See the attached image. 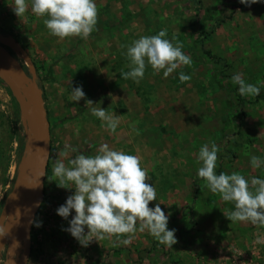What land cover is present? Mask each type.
I'll list each match as a JSON object with an SVG mask.
<instances>
[{
	"label": "rangeland",
	"instance_id": "374dc122",
	"mask_svg": "<svg viewBox=\"0 0 264 264\" xmlns=\"http://www.w3.org/2000/svg\"><path fill=\"white\" fill-rule=\"evenodd\" d=\"M116 1L123 14L113 16L117 29L114 34L110 30L102 33L106 41L120 42L119 53L126 59L119 63L116 57L111 63L109 58L110 74L116 76L112 81L67 75L71 68L79 70L83 62L87 73L95 66L85 60V54L92 51L95 41L91 37L97 32L86 39L71 36L63 43L39 48L37 41L41 40L31 38L30 31L28 36L19 29L7 31L17 18L11 7H7L9 11L0 7V38L16 40L31 59L50 124L44 200L32 227L29 264H264V225L228 218L235 211V202L224 201L197 175L202 166L199 149L208 143L219 149L216 174L237 172L249 181L252 177L264 179V166L253 168L250 163L252 155L264 157V2ZM162 29H167L166 38L182 45L192 63L180 65L168 77H164V70L146 65L139 83L124 79L122 73L130 70L126 46ZM203 33L207 36L202 46L199 40ZM1 45L13 68L29 76L19 48ZM205 51L220 63L215 65ZM105 67H100L101 71ZM180 72L191 79L181 82ZM236 73L247 83L261 86L260 94L241 95L239 85L232 80ZM73 75L78 77L79 72ZM77 86L85 93L78 102L73 101L71 91ZM94 107L120 117L115 132L102 126L92 114ZM25 143L18 104L0 80V226L6 230L17 215L6 207L13 196L21 194L18 179L21 170L25 171ZM102 144L140 158L151 177L146 183L156 188V200L149 207L159 203L169 217L168 229H175L177 242L172 247L159 243L147 229L140 231V221L133 233L96 237L86 247L64 230L75 212L65 219L56 210L75 189L66 188L74 186L71 182L58 186L59 177L53 174L55 161L70 166L68 161L76 155H96ZM193 181L199 184L197 194ZM8 233L0 237V259L7 256ZM124 239L129 243H120Z\"/></svg>",
	"mask_w": 264,
	"mask_h": 264
},
{
	"label": "clouds",
	"instance_id": "9594fccd",
	"mask_svg": "<svg viewBox=\"0 0 264 264\" xmlns=\"http://www.w3.org/2000/svg\"><path fill=\"white\" fill-rule=\"evenodd\" d=\"M30 2L34 14L48 17L44 23L53 36L61 39L80 36L86 39L95 30L98 17L96 0ZM258 2L264 0H240L245 5ZM11 6L14 14L20 17L28 10V0H14ZM167 35V29H162L156 35L141 36L127 45L126 56L130 61V70L122 73L123 78L139 83L145 75L146 65L157 71L164 70V77H168L180 65H190L192 59L183 52L182 45L179 42L174 44L166 38ZM190 79L189 75L179 73L181 82ZM232 80L239 85L241 95L258 96L261 92V86L247 83L241 73L234 74ZM71 91L73 101L85 98L82 86L72 88ZM86 103L93 104L91 100ZM92 114L102 121V126L115 132L120 119L118 115L109 114L102 107L92 108ZM71 151L77 149L72 148ZM218 151L215 144L209 146L205 143L201 146L198 160L202 166L198 168L197 175L205 179L210 191L219 193L224 201L235 202V211L228 218L264 225V179L252 177L249 181L237 172L216 174ZM250 163L253 168H261L264 166V157L252 155ZM68 164L70 166H66L62 160H56L53 166V174L60 180L58 186L65 187L67 182H71L74 186L66 188L75 189L56 211L59 216L67 219L74 210L75 215L69 221V227L64 230L82 246H88L96 237H119L121 234L133 233L137 231V221H140L139 230L147 229L159 243L172 247L177 242L175 229H168L169 217L160 204L149 207V203L156 200V188L146 183L151 177L147 169L141 166L138 156L102 144L96 155L81 153L69 160ZM8 230L0 226V237H4ZM120 243L128 244L129 240L124 239ZM15 247H18V242H14ZM13 248H8L7 256L0 259V264H14V260L9 257L10 249L11 257L15 256Z\"/></svg>",
	"mask_w": 264,
	"mask_h": 264
},
{
	"label": "water",
	"instance_id": "95a60500",
	"mask_svg": "<svg viewBox=\"0 0 264 264\" xmlns=\"http://www.w3.org/2000/svg\"><path fill=\"white\" fill-rule=\"evenodd\" d=\"M3 43L13 44L19 48L28 64L29 76L9 64L5 49L1 45ZM0 80L7 86L18 104L26 136L24 197L21 208L17 211L9 229L10 241L6 252L8 253V248H13L14 242H18V247L13 248L15 256L11 257L12 249H10L9 257L14 260V264H27L31 249L32 226L44 200L50 154V124L31 59L16 40L5 37L0 38Z\"/></svg>",
	"mask_w": 264,
	"mask_h": 264
},
{
	"label": "crops",
	"instance_id": "0c3cea01",
	"mask_svg": "<svg viewBox=\"0 0 264 264\" xmlns=\"http://www.w3.org/2000/svg\"><path fill=\"white\" fill-rule=\"evenodd\" d=\"M12 4H14V0H0V7H5V10L7 11H9L7 7H11L12 9V6H11ZM96 4L98 7V17H97V23H96L94 32H97V33H95L94 36L91 37L92 39H94L95 44L91 45L90 47L92 48V51L88 53L86 52L85 54L86 55L85 60L89 63L94 62L95 66H92L93 68L90 67L89 73H87L83 71V69H85L84 68L85 64L83 62L79 70L76 69L77 71H74L71 68L70 69L71 71L67 75H69L70 78L79 79V80L81 79L91 80L92 79V80H97V81L99 80L101 81L111 80L112 81V79H116V76H112L113 75L112 73L110 74L111 72L110 68L109 66H107V64L109 63V58H110L111 63L116 57L119 58V60L117 59L116 61H119V63H125V60H123V58L126 59V57L122 55V53H119L122 50L120 47L121 46L120 42L116 41L115 43L113 40L106 41L104 39V35L102 32L110 30V33L114 34V29L115 28L117 29V25H118L115 21L117 19H115L114 17H117V15L119 14H120L119 16L123 15L121 12L122 6H119L116 0H96ZM130 10L132 11L133 8H130ZM15 16L17 18L15 20V23L12 24L13 25L12 27L7 28V31L9 30L16 31L18 29L20 32L27 31L26 36L29 35V31H30L32 33L31 38L36 39V41L41 40V42L37 41L39 48L52 47V45H55L56 43H59V44L63 43V41L65 40L64 38L61 39L59 37H56L50 34L49 30L46 28L45 23H44V20L47 19L48 17L46 15L38 16L34 14L31 11L30 0H28V10L26 11V13L20 17H18L17 15ZM16 24L19 25L18 28ZM98 36H100V38ZM44 42L46 45L50 43L49 46L45 45L46 46L45 47L42 44ZM50 49H53V48H50ZM104 65H106V67L101 71L100 67H103ZM75 72L76 73L79 72L78 77H75L73 75ZM97 73H100V75H96ZM96 84H98L97 85L98 87L96 86L97 88H101L99 83H96ZM85 88L89 90L88 87H85ZM50 138H51V135H50Z\"/></svg>",
	"mask_w": 264,
	"mask_h": 264
},
{
	"label": "bare ground",
	"instance_id": "6f19581e",
	"mask_svg": "<svg viewBox=\"0 0 264 264\" xmlns=\"http://www.w3.org/2000/svg\"><path fill=\"white\" fill-rule=\"evenodd\" d=\"M6 55V59L7 61L9 62V64L13 67V61L10 57ZM21 168V167H20ZM23 182H25V171L24 169L21 170V173H20V176H19V179H18V186L20 184H22V190H21V194L20 196L17 195L16 197H18L16 199V197H12L11 200L9 201L6 209L9 213H16L20 208H21V205H22V202H23V197H24V187H23Z\"/></svg>",
	"mask_w": 264,
	"mask_h": 264
},
{
	"label": "trees",
	"instance_id": "16d2710c",
	"mask_svg": "<svg viewBox=\"0 0 264 264\" xmlns=\"http://www.w3.org/2000/svg\"><path fill=\"white\" fill-rule=\"evenodd\" d=\"M203 36H202V38L199 40V43L203 46V38L205 37V36H207V34L206 33H203L202 34ZM207 54V56L209 57V59H211L212 61H213V63L215 64V65H218L219 63H220V60L219 59H217L214 55H212L209 51H205ZM47 173H48V168H47ZM218 174H220V173H218ZM47 175V174H46ZM193 184H194V186H196V188H195V194H197V192H198V187H199V184H198V182L197 181H193ZM37 215V214H36Z\"/></svg>",
	"mask_w": 264,
	"mask_h": 264
},
{
	"label": "flooded vegetation",
	"instance_id": "af4514ba",
	"mask_svg": "<svg viewBox=\"0 0 264 264\" xmlns=\"http://www.w3.org/2000/svg\"><path fill=\"white\" fill-rule=\"evenodd\" d=\"M33 227V226H32ZM31 234H32V231H31ZM32 243V242H31ZM31 249H32V247H31ZM31 249H30V254H31ZM30 254H29V256H30ZM28 260H29V258H28Z\"/></svg>",
	"mask_w": 264,
	"mask_h": 264
}]
</instances>
